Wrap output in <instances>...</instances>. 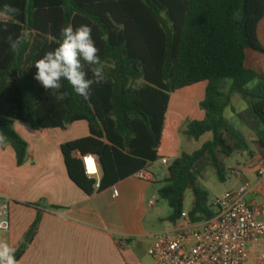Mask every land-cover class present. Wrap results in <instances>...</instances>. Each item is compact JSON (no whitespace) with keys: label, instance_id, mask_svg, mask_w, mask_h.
Segmentation results:
<instances>
[{"label":"trees","instance_id":"16d2710c","mask_svg":"<svg viewBox=\"0 0 264 264\" xmlns=\"http://www.w3.org/2000/svg\"><path fill=\"white\" fill-rule=\"evenodd\" d=\"M262 20L264 0H22L16 22L0 21V133L7 137L0 145L10 146L17 166H22L28 145L14 131L15 122L33 130L86 122L89 135L62 145L61 153L69 179L90 196L95 181L85 175L75 153L98 158L103 172L97 192L134 176L158 159L171 95L206 83L199 105L205 118L185 123L183 134L193 140L211 134V140L173 160L157 194L171 209L167 221L175 224L190 189L188 220L207 221L215 213L207 191L197 184L200 163L208 161L225 181L219 154H254L243 134L224 118L233 94L247 104L246 112L255 121V153L264 154V74L245 67L247 52L264 55L258 39ZM69 24L74 29L91 27L106 64V80L92 86L88 100L67 81H62L61 91L69 95L57 100L34 79L35 62L58 46L60 31ZM24 31L30 42L12 52L6 38ZM84 70L93 78L88 65ZM227 81L231 83L225 92ZM254 81L258 84L249 89ZM238 116L245 125L243 115ZM40 221L39 212L17 249V260L34 240Z\"/></svg>","mask_w":264,"mask_h":264},{"label":"crops","instance_id":"0c3cea01","mask_svg":"<svg viewBox=\"0 0 264 264\" xmlns=\"http://www.w3.org/2000/svg\"><path fill=\"white\" fill-rule=\"evenodd\" d=\"M5 4L12 5L18 12L8 20L0 17V21L16 22L22 0H0V12ZM258 39L264 41V20ZM248 61L252 70L264 74V55L249 51L245 67ZM228 87L226 84L224 91ZM205 89L206 83H199L175 92L179 95L174 103L170 97L158 159L145 169L153 177L151 183L134 175L90 196L69 179L61 153L62 145L89 135L86 122H75L65 129L44 130H33L22 122H15L14 131L28 145L27 158L22 166H17L12 148L0 145V197L10 202V229L0 233V239L7 240L17 250L37 214L41 213L38 232L17 260L18 264H156L148 255L153 237L159 234L151 232L156 225L154 219L153 223H147L148 217L156 214L154 207L149 206L154 198V188L149 184L164 182L169 164L180 156L178 133L182 125L189 119H193L192 122L205 118L199 107ZM230 108L235 115L241 114H237L233 106ZM247 155L240 153L243 162L227 168L228 172L236 167L241 169L240 176L229 175L234 181L230 191L248 185L246 201L264 203V177L260 179L254 171L255 166L264 161V154ZM161 159H167L168 164H162ZM157 164L158 168L152 170ZM113 187L118 192L117 197L112 196ZM172 225L170 223L166 230Z\"/></svg>","mask_w":264,"mask_h":264},{"label":"built area","instance_id":"2783aa9c","mask_svg":"<svg viewBox=\"0 0 264 264\" xmlns=\"http://www.w3.org/2000/svg\"><path fill=\"white\" fill-rule=\"evenodd\" d=\"M75 158L82 163L85 175L95 181L94 191H98L102 175L98 158L79 153ZM161 163L166 165L168 160L161 159ZM254 171L260 179L264 177V161L256 165ZM229 173L237 177L241 169L236 167ZM135 176L141 181L153 179L145 170ZM248 190L245 185L214 199L210 205L215 215L207 221L186 220L156 234L148 255L156 264H264V203L246 201ZM112 196H118L114 187ZM9 203L0 197V221L7 222V231L0 230V233L10 229ZM155 203L156 199L152 198L149 206Z\"/></svg>","mask_w":264,"mask_h":264},{"label":"clouds","instance_id":"9594fccd","mask_svg":"<svg viewBox=\"0 0 264 264\" xmlns=\"http://www.w3.org/2000/svg\"><path fill=\"white\" fill-rule=\"evenodd\" d=\"M17 12L18 9L5 4L3 11L0 12V17L8 20ZM60 36L61 40L58 42V46L46 52L42 58L35 62L34 66L37 72L34 79L45 89L51 90L57 100H64L69 95V93L61 91L62 81H67L78 96L88 100L91 96L92 86L106 80V64L98 55L99 49L92 37V29L87 25H81L74 29L69 24L61 29ZM6 39L14 53L18 52L25 42H30L28 31L22 32L15 39L11 35ZM84 65L89 66L93 78H88ZM6 140L7 137L0 133V144H5ZM0 230L7 231L6 221H0ZM15 252L16 250L9 245L7 240L0 239V264H18L14 256Z\"/></svg>","mask_w":264,"mask_h":264},{"label":"rangeland","instance_id":"374dc122","mask_svg":"<svg viewBox=\"0 0 264 264\" xmlns=\"http://www.w3.org/2000/svg\"><path fill=\"white\" fill-rule=\"evenodd\" d=\"M260 44H261V46H264V41H262ZM246 67L252 69L249 65V61L246 64ZM230 83H231L230 81H227L228 86L230 85ZM136 84L141 85L142 82L139 81V82H136ZM257 84H258V81H254L248 85V88L254 89ZM225 92H227V91H225ZM182 93L183 92H181V94ZM178 95L179 94H177V93H174L171 95V103H174L177 100ZM195 97L196 96L192 97L193 102H195L197 100V98H195ZM193 102H192V105H193ZM231 106H233V108L235 109V112H237V114L241 113V115H243V120L245 122V125L242 122V120L240 119V117L235 115L234 111L232 112L231 108H228L225 111V114H224L225 119L227 120L228 124L231 127H233L236 131L243 134V136L247 139V141L249 143L251 152L255 153L257 151V147L254 144V141L256 140V135L254 133L255 121L252 119V116L245 111L247 109V104L243 101V99L241 98V96L239 94H233V96L231 98ZM191 120H193V119H191ZM191 120L189 119V121L188 120L187 121L191 122ZM184 122H186V121H184ZM184 122L182 121V123H184ZM183 130H184V125H182L181 130L178 133V139L180 141V144H179L180 154L181 153L191 154V153L199 150L202 147L204 142L211 140V134H206L198 140L189 139L188 137H186V135L183 134ZM239 154H240V152L234 153L229 158H226L222 154H219V156H218L219 160L221 161V163H222V165L226 171V174H227L225 181L219 180L218 176L215 174L213 167L211 166V164L208 161L205 160V161L201 162L200 165L198 166L199 177H198L197 184L202 189L207 191V193L209 195V203L210 204L214 199L221 196L223 193L229 192L231 190V188L233 187L234 181L230 180V178H229L230 173L227 171V168L229 166H234L237 163L243 162L239 158ZM247 154H248L247 156H249V153H247ZM156 168H158V164L154 165L152 167V170L155 171ZM149 185L152 188H154L153 195H154V198L156 199V203L154 204L153 207H154V211L156 214L153 215L152 218L148 217L147 223L148 224L153 223V219H154L153 224H156V225L154 226L153 229H151V232L152 233H162L170 225V223L167 221V219L171 215V209H170L167 201L159 199L158 194H157V190L161 185H163V182L159 181L158 183L149 184ZM192 202H193V193L190 189H188L184 194L183 216L177 222V224H182V223H184V221L188 220L187 215L192 208Z\"/></svg>","mask_w":264,"mask_h":264},{"label":"water","instance_id":"95a60500","mask_svg":"<svg viewBox=\"0 0 264 264\" xmlns=\"http://www.w3.org/2000/svg\"><path fill=\"white\" fill-rule=\"evenodd\" d=\"M98 164H99V167H100V171H101V173H102V172H103V168H102L100 162H99ZM17 254H18V250H16V252L14 253L15 258H16V256H17Z\"/></svg>","mask_w":264,"mask_h":264}]
</instances>
